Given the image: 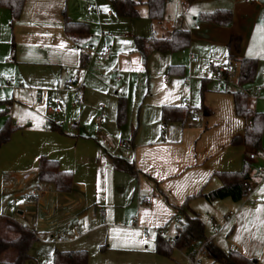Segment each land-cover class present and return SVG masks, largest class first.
Here are the masks:
<instances>
[{"label": "crops", "instance_id": "crops-1", "mask_svg": "<svg viewBox=\"0 0 264 264\" xmlns=\"http://www.w3.org/2000/svg\"><path fill=\"white\" fill-rule=\"evenodd\" d=\"M145 1L138 0L134 18L113 13L109 0H24L12 22L9 9L0 6V72L5 74L0 77V100L9 101L8 108L0 103V110L6 111L0 115V127L6 116L16 126L4 148H12L13 157L19 159L14 180L0 181V187L18 183L16 188L25 198L36 187L46 188L32 201L33 210H26L25 205L10 216L31 228L36 241L50 242L42 257L32 248L34 241L25 264H52L55 248L86 250L85 264H187L189 247L173 248L170 256L154 252L157 235L168 240L174 237L175 206L185 200L188 214L200 217L203 209L209 210L214 231L205 237L213 244L223 251L236 248L255 256L252 221L264 222V152L249 160L246 152L252 149L230 142L232 136L243 133L246 124L234 112L230 93L240 88L227 89L228 83L205 86L203 66L215 71L230 62L228 53L237 42L238 56L255 57L260 61L257 68L264 66V0H165L173 4V17L164 12L158 21L149 19ZM217 8L232 11L229 25L194 19L200 11ZM138 16L148 19L150 35L168 37L174 28L188 29L189 45L172 52L151 50L143 63L134 44L135 35L146 36L134 22ZM64 17L86 23L87 31H65ZM85 42L109 46L110 57L99 61L88 56L81 49ZM167 65L168 71L170 65L181 68L171 71L173 77L164 74L158 87L153 78ZM187 71L195 78L192 86L189 77L184 81ZM68 77L74 85L64 90L62 84ZM202 80L204 91L199 97ZM232 83L238 86L235 77ZM78 95L80 103L74 102ZM118 96L126 101V119L120 126L116 124ZM185 99L199 108L200 121L190 122L186 117L183 122L162 123L161 106H184ZM100 105L104 116L97 123ZM49 121L59 124L62 133L51 130ZM121 141L128 147H121ZM41 155L57 160L60 169L72 173L69 191H56L52 184L37 179ZM112 156L132 161L134 173L115 170ZM244 161L250 166L252 203L228 197L208 201L194 195L220 185L214 172L240 170ZM15 204L8 201L9 208ZM223 206L232 211L227 222L228 211L218 216L220 221L211 215ZM38 212L44 213L45 220L36 221ZM229 228V240L218 238ZM57 236L62 240L57 241ZM205 259L207 264L214 262L205 254L201 264ZM257 264H264L261 256Z\"/></svg>", "mask_w": 264, "mask_h": 264}, {"label": "trees", "instance_id": "trees-1", "mask_svg": "<svg viewBox=\"0 0 264 264\" xmlns=\"http://www.w3.org/2000/svg\"><path fill=\"white\" fill-rule=\"evenodd\" d=\"M192 2L195 0H185ZM24 0H0V6L7 7L10 12V22L17 18L21 12ZM113 11L120 16L134 18L138 15L136 6L138 0H109ZM148 17L151 21H158L163 18L165 0H146ZM196 21L214 23L217 25H229L232 22V11L229 8H217L211 11H200L196 14ZM64 30L87 31V24L73 22L64 17ZM190 43V33L186 28H174L168 37L134 36L135 49L140 53L143 63L149 51H178L187 47ZM239 42H237L228 53V60L236 62L235 81L238 86L251 83L254 79L258 60L255 57L238 56ZM85 61V60H84ZM82 60L81 64L84 63ZM181 66L170 65V71L179 70ZM204 80L201 81L200 94L204 91ZM233 99L234 112L241 116L246 124L241 135L232 136V144H244L257 154L264 151L261 147V136L264 126V114L256 110L248 95L240 89L230 92ZM6 108L8 100H0ZM0 115H6V111L0 110ZM187 117V107L179 105H162L160 118L162 123L168 121L183 122ZM126 119V101L123 96L117 97L116 124L120 126ZM49 128L62 133L59 124L49 121ZM16 126L11 124L9 116H6L0 127V146L6 143ZM112 166L115 170H122L130 174L134 173L132 161L118 156L111 157ZM37 179L41 182L50 183L56 191L67 192L72 187V173L59 168L57 160L41 155L37 159ZM214 174L219 178L220 185L207 191L199 190L194 195L203 196L206 200L230 198L238 201L246 192L249 180V164L244 161L240 170L237 171H216ZM186 200L175 206L174 217L178 219L175 226V235L170 243L168 239L157 235L154 241V252L164 256H170L173 248H188L194 242L205 239L204 225L196 213L186 212ZM172 216V217H173ZM35 232L26 224L16 219L0 214V262L21 264L30 257L29 249L36 241ZM100 246V250L104 249ZM206 255L213 261L221 264H257V259L248 257L236 248L223 251L212 242L206 244ZM88 260V253L84 249L60 250L55 248L52 252V264H85Z\"/></svg>", "mask_w": 264, "mask_h": 264}, {"label": "rangeland", "instance_id": "rangeland-1", "mask_svg": "<svg viewBox=\"0 0 264 264\" xmlns=\"http://www.w3.org/2000/svg\"><path fill=\"white\" fill-rule=\"evenodd\" d=\"M172 6H173V4H171L170 2H165L164 12H165V14L167 13L170 17H173V16H171L172 15ZM110 9L113 13H115L111 7V4H110ZM134 22L136 23L138 29L140 31H142L143 33H145L146 36L150 35L151 31L149 28V21L146 17L138 16ZM156 55H157V53H156ZM146 60H147V58H146ZM258 63H260V61ZM169 64H171V63H169ZM168 65L166 66V69L164 70V72H162V70H160V69L157 70V72H156L157 75L153 78V82L158 87H160L159 85H161V81H162L161 79H163L164 74H168L170 77H173L172 72L167 70ZM201 66H200V64H198L197 69H200ZM257 66H259V65L257 64ZM203 68L205 69L204 70L205 74L203 76V78H205V86L207 84H213V85L219 86V82L215 78V71H213L211 69V66L210 65L206 66V67L203 66ZM4 75H5L4 72H0V77H4ZM183 77H189V86H192V84L195 80V78L193 77V74L191 72L187 71L185 73V75H183ZM199 81H200V79H199ZM237 87L240 89H244L250 93L253 92L254 90H257L259 92V95L257 97H254V96H250V97H252L254 102L257 103L259 105V107L262 108L260 110L264 114V66L262 68H259V69L256 68L254 79H253L252 83H250V84H246L243 86H236L234 83H228L227 84V89H229V88L230 89H232V88L237 89ZM198 96L200 97L199 90H198ZM10 137H11V135H10ZM9 140H10V138H9ZM6 143H4L0 146V181L14 180L13 175L18 171V168L16 167V161L19 162V159H17V158L15 159V156L13 157L12 148H4V145ZM261 147L264 151V126H263V131H262V136H261ZM253 166H254V164L252 163V167ZM263 167H264V165H263ZM2 175H6L5 176L6 179ZM17 185L19 186L20 184L17 183L16 185H13V186H5L4 185L5 187H2V189L0 187V207H1L0 214L1 215L16 216L17 210L20 209V207L25 206V205L27 206L26 210L27 209H29V210L34 209L35 203L32 202L33 200H29L28 198H25L22 194H20L16 188ZM10 200H13L16 203L14 206H12V208H9V205H8V201H10ZM240 201H244V200L241 198ZM228 210H229V208H226V206L219 207L216 214H211V215H213L217 221H220V218L218 216L219 215L222 216L223 213L224 212L226 213ZM205 211L206 210L203 209L201 211V214H199V215H200V218L204 224L205 236H210L209 234L212 233V231H214V228L211 226V224L208 221L209 216H210L208 214L209 210H208V212H205ZM39 217H41L42 219L45 220L44 213L38 212L37 216H36V221ZM37 231H38V233H40V232L43 233L42 229H38ZM148 232L150 233L149 235L153 236L152 230H148ZM230 234H231V232H230V228H229L226 231V233H223L218 238H221L223 241H224V239L229 240L228 237L230 236ZM252 236H253L255 242H257V245L254 247L255 256H252V257L255 259H258V257L261 256V261H264V222L262 223L261 221L259 222V221H255V220L252 221ZM241 238H242V235H239L238 239H241ZM49 244H50V242L40 241V239H39V241L34 242L32 248L36 247V252L38 254H40L42 257H45L48 253V248H49L48 245ZM30 255H32V254L30 253ZM25 262L26 261H23V263H21V264H25ZM203 262H204V264H207L206 259ZM0 264H4V262H0ZM6 264H12V263H6ZM208 264H221V263L214 261V262L208 263Z\"/></svg>", "mask_w": 264, "mask_h": 264}, {"label": "built area", "instance_id": "built-area-1", "mask_svg": "<svg viewBox=\"0 0 264 264\" xmlns=\"http://www.w3.org/2000/svg\"><path fill=\"white\" fill-rule=\"evenodd\" d=\"M247 2L253 1V0H244ZM101 35H105V32L102 31L100 33ZM81 49L88 55V56H94L97 60L99 61H104L107 60L110 57V48L109 46H102L99 47L97 43L95 42H85L81 45ZM236 62H228L225 65H219L215 68V78L217 79V81L219 83H232L233 77H235L236 75ZM167 77V76H166ZM184 81H188V77L184 78ZM74 85V80L71 77L66 78L63 81L62 84V88L64 90H69L71 89V87ZM77 91H80V87H75ZM246 94H248L249 96H254L257 97L259 95V92L257 90H254L253 92H248L246 90H243ZM81 99L80 96L78 95L77 97L74 98V102L76 103H80ZM55 105L58 104V101L55 100L54 101ZM184 106L187 107V119L190 122H198L200 121L201 118V111L199 110V108H197L196 106H193L191 104H189V101L187 99L184 100ZM100 107V113L96 116L95 121L97 123H99L101 121V119L103 118L104 114L101 110L102 105L99 106ZM120 146L121 147H128V145L126 144V142L121 141L120 142ZM258 157V154L256 152L253 151H247L246 152V159H254ZM46 188L45 187H36L31 194H29L27 196V198L29 200H38L42 193L45 192ZM251 191L250 186H248L246 188V192L245 194L242 196V199L244 201H248L250 203H252V200H249V193ZM145 200H149V197H145ZM14 201L11 200L9 201V205H13ZM101 213H103V211H101ZM232 215V211H228L227 214L224 216L225 221H229ZM146 236V235H145ZM57 241L62 240L61 236H57L56 237ZM170 243H172V241H169ZM208 242H211V238H205L201 241H197L194 242L193 244H191V246L189 247V251L186 255V262L187 264H201V257L203 255L206 254V244Z\"/></svg>", "mask_w": 264, "mask_h": 264}, {"label": "snow or ice", "instance_id": "snow-or-ice-1", "mask_svg": "<svg viewBox=\"0 0 264 264\" xmlns=\"http://www.w3.org/2000/svg\"><path fill=\"white\" fill-rule=\"evenodd\" d=\"M62 46V45H61ZM139 243H147V241H140Z\"/></svg>", "mask_w": 264, "mask_h": 264}]
</instances>
